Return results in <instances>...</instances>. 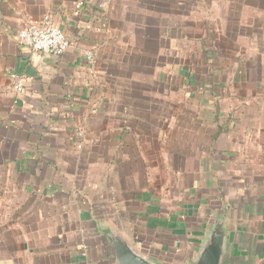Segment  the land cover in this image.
<instances>
[{
    "label": "crops",
    "instance_id": "obj_1",
    "mask_svg": "<svg viewBox=\"0 0 264 264\" xmlns=\"http://www.w3.org/2000/svg\"><path fill=\"white\" fill-rule=\"evenodd\" d=\"M78 1L0 0V264H115L103 228L187 264L217 212L223 264H264V0ZM45 15L61 56L18 42Z\"/></svg>",
    "mask_w": 264,
    "mask_h": 264
},
{
    "label": "water",
    "instance_id": "obj_2",
    "mask_svg": "<svg viewBox=\"0 0 264 264\" xmlns=\"http://www.w3.org/2000/svg\"><path fill=\"white\" fill-rule=\"evenodd\" d=\"M90 0V4L99 10H105L108 0ZM223 213L214 214V219L195 256L187 264H223L227 234L222 220ZM102 240L108 244L110 256L115 264H161L145 256L130 244L118 231L103 228L100 230Z\"/></svg>",
    "mask_w": 264,
    "mask_h": 264
},
{
    "label": "built area",
    "instance_id": "obj_3",
    "mask_svg": "<svg viewBox=\"0 0 264 264\" xmlns=\"http://www.w3.org/2000/svg\"><path fill=\"white\" fill-rule=\"evenodd\" d=\"M86 0H79L75 6L79 10ZM17 39L20 45L27 47L31 52L43 56H61L70 47V43L63 31L54 23L51 15L25 23L18 31ZM89 63L93 56L86 53ZM12 89L19 96L25 93V86L20 76L11 75Z\"/></svg>",
    "mask_w": 264,
    "mask_h": 264
},
{
    "label": "rangeland",
    "instance_id": "obj_4",
    "mask_svg": "<svg viewBox=\"0 0 264 264\" xmlns=\"http://www.w3.org/2000/svg\"><path fill=\"white\" fill-rule=\"evenodd\" d=\"M197 13L198 15H196L195 18L199 19L203 23V25L205 24V29H207L211 33V35L215 33L217 34V31H218V24H217L218 18L216 17L217 13L215 14L213 10H195V14ZM211 46L213 48H216V45H212V43H211ZM215 52L217 51L214 50L213 53L215 54ZM196 75L198 74H195V78H196Z\"/></svg>",
    "mask_w": 264,
    "mask_h": 264
},
{
    "label": "trees",
    "instance_id": "obj_5",
    "mask_svg": "<svg viewBox=\"0 0 264 264\" xmlns=\"http://www.w3.org/2000/svg\"><path fill=\"white\" fill-rule=\"evenodd\" d=\"M207 77H208L207 81L211 85H213L214 82H216V81L217 82L220 81V79L217 77V74L215 73V71H213V69H211V71L207 73ZM211 91H212V88H211ZM214 107H215L214 116H234V114L236 113V111L239 110V109H235L234 108L233 110L226 111L224 114H222L220 112V110H219L220 108H219L218 104L215 103V106Z\"/></svg>",
    "mask_w": 264,
    "mask_h": 264
}]
</instances>
